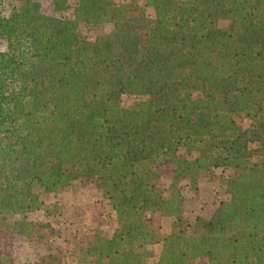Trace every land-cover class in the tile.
<instances>
[{
	"label": "trees",
	"instance_id": "trees-1",
	"mask_svg": "<svg viewBox=\"0 0 264 264\" xmlns=\"http://www.w3.org/2000/svg\"><path fill=\"white\" fill-rule=\"evenodd\" d=\"M53 8L72 16L0 0V231L37 238L47 222L7 217L48 218L50 198L95 178L116 224L75 264H149L160 241L154 264H264V0ZM80 24L111 28L88 37ZM227 167L229 198L187 219L182 179Z\"/></svg>",
	"mask_w": 264,
	"mask_h": 264
},
{
	"label": "rangeland",
	"instance_id": "rangeland-1",
	"mask_svg": "<svg viewBox=\"0 0 264 264\" xmlns=\"http://www.w3.org/2000/svg\"><path fill=\"white\" fill-rule=\"evenodd\" d=\"M54 0H40L42 10L48 14L60 17H71V11L55 12ZM75 0H68L73 4ZM118 3L122 0H116ZM151 14L150 9H146ZM110 25L94 26L80 24L79 31L84 36L93 37L100 32L110 30ZM6 49V41L0 39V50ZM134 100L132 96L124 95L123 104ZM245 120L244 125H248ZM256 156L252 159L255 160ZM237 169L216 168L202 169L196 183L186 177L181 181V191L185 198V216L193 221L196 216L209 217L221 200H227V180L235 177ZM52 205L57 204L54 213L44 218L40 211L30 212L25 216H8L9 221L15 219H35L47 222L49 225L39 230L40 235L28 239L18 234L0 231V264H75L76 258L82 254L93 239L95 230L110 234L115 227V213L102 196L100 186L95 178H79L69 186L60 190L50 198ZM149 221L158 235H163L169 228L170 219L157 213L148 216ZM157 235V238H158ZM154 243L153 252L157 250ZM154 259L149 261L152 264ZM191 264H207L204 258H196Z\"/></svg>",
	"mask_w": 264,
	"mask_h": 264
},
{
	"label": "crops",
	"instance_id": "crops-1",
	"mask_svg": "<svg viewBox=\"0 0 264 264\" xmlns=\"http://www.w3.org/2000/svg\"><path fill=\"white\" fill-rule=\"evenodd\" d=\"M165 218H168V217H165ZM169 230H170V225H169V228H166V230H164V232H163V234H167L168 232H169ZM157 246H158V248H157V250H155L154 252H153V256H152V258L154 259V261H153V263L152 264H154V262L157 260V258H158V255H159V252H160V248H161V241L159 242V243H157L156 244ZM155 246V244H153V246L152 247H154ZM152 250H153V248H152ZM151 258V259H152ZM150 259V260H151Z\"/></svg>",
	"mask_w": 264,
	"mask_h": 264
}]
</instances>
